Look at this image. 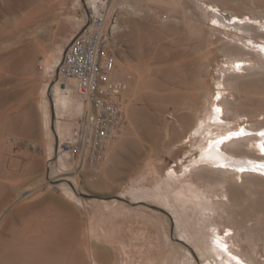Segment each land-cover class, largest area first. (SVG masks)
<instances>
[{
  "label": "rangeland",
  "instance_id": "obj_1",
  "mask_svg": "<svg viewBox=\"0 0 264 264\" xmlns=\"http://www.w3.org/2000/svg\"><path fill=\"white\" fill-rule=\"evenodd\" d=\"M18 1L0 0V264H39L49 228L55 264H264L262 170L222 181L198 168L217 140L264 120V0H52L40 18ZM99 11L118 23L128 125L82 168L65 143L86 105L54 65ZM51 203L65 233L46 223ZM134 227L147 231L136 253Z\"/></svg>",
  "mask_w": 264,
  "mask_h": 264
},
{
  "label": "built area",
  "instance_id": "obj_2",
  "mask_svg": "<svg viewBox=\"0 0 264 264\" xmlns=\"http://www.w3.org/2000/svg\"><path fill=\"white\" fill-rule=\"evenodd\" d=\"M108 13L91 14L87 24L66 46L59 74L75 82L86 113L65 145L77 166L96 167L109 156L110 144L123 135L128 125L129 78L119 76L113 50L117 20Z\"/></svg>",
  "mask_w": 264,
  "mask_h": 264
},
{
  "label": "bare ground",
  "instance_id": "obj_3",
  "mask_svg": "<svg viewBox=\"0 0 264 264\" xmlns=\"http://www.w3.org/2000/svg\"><path fill=\"white\" fill-rule=\"evenodd\" d=\"M52 0H19L17 4L12 5L11 10H16V11H21V9H27L29 7H32V9L35 11L34 14H36V17L40 18V17H44L46 13V11L51 12L52 8L54 6V4L51 2ZM223 1V0H222ZM89 9H91V11L93 10V8H98V4L96 3V1L94 2V4L88 5ZM31 11V10H30ZM94 11V10H93ZM22 13V12H21ZM27 13V12H26ZM235 14V13H234ZM25 16V15H23ZM28 17V16H26ZM223 17V16H222ZM35 18V17H34ZM221 19V18H220ZM32 20V19H31ZM224 21V20H223ZM22 22V21H21ZM30 23V22H29ZM236 26L237 23H235ZM28 25V24H27ZM242 26H249L248 23L242 24ZM64 49L65 48H61L60 50V55L55 63V68H58L62 59H63V53H64ZM21 57V56H20ZM19 58V57H18ZM9 63V62H8ZM173 66V65H172ZM245 69V67H243ZM236 74V73H235ZM224 80V79H223ZM226 84L230 86L231 83H229L226 80ZM233 84V83H232ZM231 84V85H232ZM207 87V86H206ZM225 87H227L225 85ZM224 87V88H225ZM230 88V87H229ZM227 87V89H229ZM232 88V87H231ZM57 90L60 88H56ZM207 89V88H206ZM70 89L66 88V91H69ZM208 90V89H207ZM65 91V92H66ZM205 95L208 96L207 94H210L206 92L205 90ZM209 97V96H208ZM208 100V99H207ZM59 101L63 104V106L67 105L68 102V95L67 92L66 94L64 93L60 98ZM231 101V100H230ZM212 103V102H211ZM229 104V98H222L221 100V104ZM237 107V106H236ZM219 108V107H217ZM217 108H211V112L214 114V110ZM228 111V109H226ZM221 111V110H220ZM216 113L219 114V112L215 111ZM222 112V111H221ZM239 114V112L237 113ZM246 115H252V114H247ZM254 114V113H253ZM236 115V114H235ZM256 115V113H255ZM241 116V115H240ZM239 116V117H240ZM243 116V115H242ZM253 116V115H252ZM213 117V115H212ZM245 117V115L243 116ZM136 118V117H135ZM214 118V117H213ZM138 119V118H137ZM264 120L263 119H257V120H252L250 123V126L248 127V129H246L245 131L247 133H250V135H244V136H240V137H232L231 139H229L228 141H226L223 146H221V144H219V146L215 145L210 149V152H206L207 154H205L204 156L207 157V160H209L207 163H202L198 166V168L201 169H207V170H214L212 172H219L220 174H222L223 176H220V178H222V181H225L226 179V175L230 174H235L236 176H241L242 174H245L246 176H254V172L251 173L248 170L245 171H239L240 168H248V169H256L257 171H259V165L264 164V162H258L255 160H264V153L261 152L260 148L258 147L259 143L261 142V137L259 135H257V133L264 131ZM220 140V139H219ZM217 140V141H219ZM214 143V142H213ZM210 148V147H209ZM207 148V150L209 149ZM205 151V150H204ZM238 157H240L241 159L239 160H243L242 158H248V164L246 163H236L238 160ZM204 158V157H203ZM205 160V159H204ZM246 161V162H247ZM251 161V162H250ZM219 164H223V165H228L231 167H220L218 166ZM245 164V165H242ZM197 168V166H196ZM202 172V171H201ZM258 176L260 178H264V175H262L261 173H257ZM214 175V173H213ZM217 175V174H216ZM219 175V174H218ZM256 175V174H255ZM237 176V177H238ZM257 176V177H258ZM225 177V178H224ZM45 178V174L44 175H40L39 180H43ZM219 180V179H218ZM255 180V179H254ZM221 181V180H220ZM61 184V183H60ZM61 185H67L66 182L62 183ZM217 185V184H215ZM64 187V186H63ZM68 187V186H67ZM67 187L65 188V190L67 189ZM218 190H226L227 189V194L230 190V188H227L225 186H221L217 188ZM249 189V188H248ZM68 193L71 194V192H69L68 190H66ZM231 191V190H230ZM222 192V191H220ZM224 192V191H223ZM233 195V191L231 193L230 196ZM71 196V195H70ZM195 197L198 198V200L201 202V196L198 193H195ZM219 203V202H218ZM217 206L220 207V205H226L227 203L221 202L219 203L220 205ZM63 207V206H62ZM224 207V206H223ZM222 207V208H223ZM221 208V207H220ZM50 213L55 214L54 219H47L46 223L47 225H52L54 226V223H59L60 227L59 230L61 233H65V231H67V223H63L60 222L59 220H57V218H64V216H67L66 211L63 212L61 210H59V208L57 207L56 204H50V207L48 208ZM68 210V209H67ZM264 212V211H263ZM170 214V213H169ZM16 219V218H15ZM53 231V230H52ZM50 230V228L48 230L45 231L46 235H43V241L41 244V249L42 251L40 252V254L42 255L41 261L39 262V264H55L54 263V253H56L58 251V249H60L61 247V243L59 242L57 237V232L55 233L54 231L52 232ZM214 236H212L213 238ZM177 238L181 241H185V238L181 237V236H177ZM45 245V246H44ZM229 252H233L231 246L228 248ZM237 252V251H236ZM233 252V253H236ZM249 255V254H248ZM252 256V255H251ZM53 257V258H52ZM246 257V256H245ZM248 257V256H247ZM253 257V256H252ZM250 258V257H249ZM247 260V259H246ZM249 261V259H248ZM258 261V260H257ZM252 262V261H251Z\"/></svg>",
  "mask_w": 264,
  "mask_h": 264
},
{
  "label": "snow or ice",
  "instance_id": "obj_4",
  "mask_svg": "<svg viewBox=\"0 0 264 264\" xmlns=\"http://www.w3.org/2000/svg\"><path fill=\"white\" fill-rule=\"evenodd\" d=\"M213 23H215V21H213ZM236 67L239 68V65H236ZM216 111L220 112V109L217 108ZM244 135H250V133H247L244 129H240L239 132H232V133H229L228 136L222 137L219 141L216 142V145L219 146V144L223 143L225 140L231 139L232 137H240ZM257 135L261 137V142L259 143L258 147L260 148L261 152L264 153V131L257 133ZM218 166L225 167V165L223 164H220ZM259 168L262 170L261 174H264V164L259 165ZM239 171H245V169L241 168L239 169ZM216 243L219 247L226 250V245L222 244L219 240H217Z\"/></svg>",
  "mask_w": 264,
  "mask_h": 264
},
{
  "label": "crops",
  "instance_id": "obj_5",
  "mask_svg": "<svg viewBox=\"0 0 264 264\" xmlns=\"http://www.w3.org/2000/svg\"><path fill=\"white\" fill-rule=\"evenodd\" d=\"M140 234H147V231H145V232L142 231V233L139 232V234H138V232H136V229L134 227V253H136L135 250H136V248H138L137 243L142 241L143 239H147V238H145L146 235H140Z\"/></svg>",
  "mask_w": 264,
  "mask_h": 264
}]
</instances>
